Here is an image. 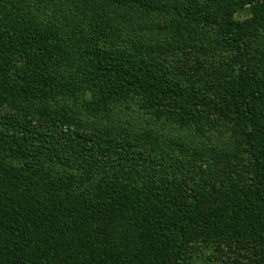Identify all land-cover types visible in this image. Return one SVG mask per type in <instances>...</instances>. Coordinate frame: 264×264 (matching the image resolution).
I'll use <instances>...</instances> for the list:
<instances>
[{
  "label": "trees",
  "instance_id": "16d2710c",
  "mask_svg": "<svg viewBox=\"0 0 264 264\" xmlns=\"http://www.w3.org/2000/svg\"><path fill=\"white\" fill-rule=\"evenodd\" d=\"M263 34L264 0H0V264H264Z\"/></svg>",
  "mask_w": 264,
  "mask_h": 264
},
{
  "label": "rangeland",
  "instance_id": "374dc122",
  "mask_svg": "<svg viewBox=\"0 0 264 264\" xmlns=\"http://www.w3.org/2000/svg\"><path fill=\"white\" fill-rule=\"evenodd\" d=\"M249 18L247 15H242L239 18V21H246ZM247 30H245V33ZM261 39L264 38V34L260 36ZM264 40V39H263ZM233 73L229 70V65L227 63L226 58V74ZM86 98H89V95H86ZM76 101V105L70 106L74 113H76L77 119L80 121H84L85 123H93L98 127L105 128L106 126H111V128L124 127L126 129H134L138 132L152 128L158 131L159 127H162L163 130H159L158 133L160 136L170 137L173 142H177L178 139L176 136L183 135L184 139L187 143V146L190 147L194 145H199L201 141L206 142V137H211L210 140L214 139V135H217L215 132L210 133H197L194 127H189L186 125L170 126V120H166L161 117L160 111H148L139 102L138 104H132L131 102H124L120 107H114L108 112L101 111L98 108L93 112L91 106L87 107L86 105H90L87 103V99ZM208 132V131H207Z\"/></svg>",
  "mask_w": 264,
  "mask_h": 264
}]
</instances>
